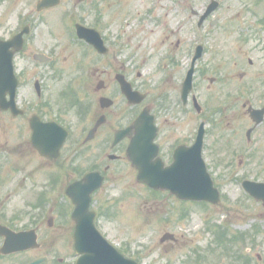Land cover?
<instances>
[{
  "label": "rangeland",
  "instance_id": "374dc122",
  "mask_svg": "<svg viewBox=\"0 0 264 264\" xmlns=\"http://www.w3.org/2000/svg\"><path fill=\"white\" fill-rule=\"evenodd\" d=\"M61 1L63 4L54 10L57 15L69 5V0ZM91 1L97 2V8L90 9L85 5L87 9L83 8V11L77 8L76 11L89 23L95 22V14L103 15L110 37L114 35L113 30L124 26L125 19L142 16L148 8L158 4V0H87V3ZM180 1L182 11L178 10L175 0H161L163 8H167V26L170 21L175 20L174 24L176 23L178 14L192 16V8L201 11L209 0ZM218 1L220 8L213 15L218 19L217 22L213 26L209 24V34L204 29L199 33L200 43L207 47L201 61V65L206 63L205 76L202 77L201 67L202 78L196 82L197 89L194 90L202 107L200 112L187 107L182 111L173 105L179 97L180 89V86L175 87L174 81H164L146 89L151 94V101L155 97L169 98L165 102V110L159 102H155L154 109L164 137L171 135V139H181L182 136H187L192 131L196 118L209 122L210 134L206 139V146L210 160H207V165L220 190V203L212 205L183 202L168 192L150 191L136 181L137 171L124 157V152L105 170L101 187L92 195V209L98 213V229L117 249L141 264H264V218L259 216L264 213L257 202L248 199L239 183L243 177L264 179V147H260L258 142V148L256 144L257 132L251 134V145H246L245 136V131L251 124L246 108L250 104H259L260 97H256V91L264 89L257 83L255 87L244 83L257 79L259 81L256 73L264 67L260 53L252 50L253 41L247 39L251 30L264 29V24L261 23L264 19V0ZM74 22V16L58 17L51 21V29L55 35L48 31V24L41 25L39 39L44 40L47 45L58 47L56 63L53 66H34L30 60H22L20 66L24 67V75L18 90L22 100L34 103L33 81H45V98L64 107H60L64 110L61 113L74 129L70 143L84 132L83 129L88 125L90 115L94 114L97 105L94 98L100 95L96 92L97 58L92 64L93 76L88 85L84 81H69L76 72L78 60H82L83 53L79 45H73L69 41L63 27L66 23L71 29ZM109 24L112 25L111 28L108 27ZM189 25L190 21L179 34L181 39L185 40L191 34ZM150 28L152 27L148 28L149 33L155 32ZM144 40L145 38L139 37L134 45L141 44L139 48L142 49ZM248 58L252 59L253 65L255 62V67L248 66ZM247 68L252 71L250 76L245 77ZM105 84L106 90L116 94L113 81H105ZM228 96H232V99L228 100ZM234 96H238L237 100ZM248 96L251 103L242 105ZM83 100L91 104L86 115L79 110L78 102ZM115 100L116 109L122 111L121 106L124 109L125 104L119 99ZM93 102L95 103L92 105ZM111 124L102 127L99 135H105L107 130L109 132ZM92 148L87 147L88 152L73 161L76 171L89 168L86 166L89 163L85 155L90 154ZM247 156L250 157L249 160H245ZM240 158L244 160L243 165ZM33 164L37 165L35 162ZM51 169L47 166L40 167V183L48 178L47 174ZM73 175L74 172L72 177ZM19 180L20 176H17L16 181L5 180L0 184V223L17 228L38 224L39 246L7 256L0 255V264H26L41 256L47 257L41 264H74L77 255L72 248L73 222L66 221L64 216V212L71 209L70 203L57 194L53 195L56 197L44 198L28 196V191L19 187ZM15 188L18 190L6 197V192ZM49 217H52L51 225L47 223ZM166 231L176 237V241L167 250L165 246L168 241L160 242L161 235ZM223 233L226 235L224 240L227 241L221 247L217 236ZM1 242L2 238L0 245ZM196 256L200 257L197 259ZM59 257L63 259L62 262H58Z\"/></svg>",
  "mask_w": 264,
  "mask_h": 264
},
{
  "label": "flooded vegetation",
  "instance_id": "af4514ba",
  "mask_svg": "<svg viewBox=\"0 0 264 264\" xmlns=\"http://www.w3.org/2000/svg\"><path fill=\"white\" fill-rule=\"evenodd\" d=\"M39 1L40 0H0V39L10 40L17 33L23 32L22 49L15 52L13 55L15 69L21 70L17 72L19 87L22 85L21 77L24 75L22 71L24 67L20 66L22 60L28 59L34 66H53L56 63L55 59L58 55V47L51 44L47 45L44 40L39 39L41 25L48 24V31L51 35H55L56 33L52 31L50 22L58 17L70 18L74 16L75 22L72 26L73 31L70 29H65V31L69 41L73 45H79L83 49V53L82 60H78V67H76V72L70 77V80L84 81V83L87 84L93 76L92 64L97 58L99 64L95 67L97 69L95 75L98 78L97 85L99 88H97L96 85V92L97 94L100 93V95L98 98H94L96 99L97 105L94 114L90 115L91 119L88 125L83 129L84 132L78 137L76 136L71 143L69 139L72 138L74 129L61 113H64V110L61 109L64 107L60 106V108L55 105V103L45 98V81L42 79L33 81V90L36 99L34 103H32L31 100H22L18 93L16 96V103L21 109V112L13 114L10 110L0 109V184L5 180L13 182L15 179L16 181L17 176H20L18 185L21 189L28 191V196L35 197L36 195V198H44L57 194L68 199L66 187L74 180L80 178L85 172L99 170L103 177H105V170L112 162L118 160L120 156H122V152H125V148L129 141V138H124L117 144L112 145L114 132L130 125L139 111L145 106H148L150 112L154 115L155 123L158 128L155 137V142L158 145V162L167 166L173 161L174 151L178 147L192 146L197 135L200 118L199 120L198 118L195 119L192 131L187 136H182L181 139H171V135H169L168 138L164 137L157 122L159 117L154 109L155 102H159L161 107H164L165 110L167 108L165 102H167L169 98L155 97L154 100L151 101V94L146 88L164 83V81L165 83L174 81L175 87H181L186 71L190 65L192 52L196 45L200 43V29L204 28L206 33L209 34L207 27L211 22L210 16L204 19L202 24L198 26L201 13L194 14L192 11L195 9H191L192 16L178 14L176 16H178L179 19H176V23L174 24L175 20L170 21L167 26V8L164 9L161 0H158V4L153 8H148L144 15L134 17L133 19H125L124 26H122L121 29L113 30L114 35L110 37L107 32V26L103 21V15L95 14V22L89 23L78 11H76L77 8L82 10L83 8L87 9V7L90 9L97 8V2L91 1L87 3V0H65L64 2H69L68 8H63L61 13L57 15L54 10L63 4L61 0H57L56 4L41 9L38 8ZM85 5L87 7H84ZM176 6L179 11H182L181 3H177ZM98 9H101V7H98ZM58 21H60V19H58ZM188 21H190L189 29L191 34L188 35V40L187 38L184 40L180 38L179 34L183 32V28ZM75 23L97 29L101 34L103 43L107 47V51L104 54L97 53L87 41L77 38L74 30ZM63 27H66L65 24ZM108 27L111 28L112 25L109 24ZM149 27H152L150 29L155 30V32L149 33ZM263 30L264 29L251 30L248 32L249 35L247 39L248 41H253L254 47L252 50H256L260 53V60L264 65ZM141 33L142 35H140ZM139 37L145 38L142 49L139 48L141 44L134 45V42ZM184 51L186 54H184ZM37 52L44 53L50 60L48 62L36 61L34 59V54ZM247 63L250 67H255L256 65L255 62L253 65L252 59L250 58H248ZM247 70L245 77L250 76L249 73L252 71V69L249 68H247ZM258 70L260 72L256 73V76L259 78V81L257 79V81H245L244 83L252 87H255L257 83L258 85H262L264 89V67ZM202 73V77L204 78V68ZM202 77L201 67L199 61H197L192 74L193 90L196 88V82ZM105 81H113L116 94H113L110 90H106L107 86ZM119 81H125L133 89L145 93L143 101L139 104L129 103L120 90ZM210 81H213V79ZM256 93V97H260V102L258 105L252 106L256 109H264V90L260 92L256 91ZM194 95L196 96L195 93H192L188 97L187 102L183 103L179 89V97L176 98V102L174 101L173 105L177 106L182 111L187 107L189 110H195L199 113L200 110H198L193 103ZM102 96L111 98L112 104L108 107H103L99 102ZM6 97L8 98V95ZM234 97L237 100L238 96ZM249 98L248 96L242 104H250ZM115 99H119V101L121 100L122 103L125 104L124 109L123 106H121L122 111L116 109ZM227 99L231 100L232 96H228ZM94 103L95 102H93L92 105ZM78 104L80 112L86 115L91 108V104L86 103L84 100L80 101V103L78 102ZM122 112L125 114L123 115ZM33 115L38 116L39 120L41 119L42 121H55L68 131V135L62 145L58 150L51 152L50 156L41 154L38 148L33 146L31 142L33 132L31 128V117ZM247 115L251 120V124L248 126L249 129L254 125V122L248 113ZM87 119L88 117L85 118V121ZM99 119L102 120V122L96 126ZM109 123H112L109 132L107 130L105 135H99L102 127L108 126ZM91 130H93L92 137L87 139L86 137ZM253 132H257V146L259 142L260 147H264V111L261 121L253 128L249 139L245 133L247 140L246 145H251L250 139ZM209 134V122L205 120V136L202 153L206 162L210 160L206 146V139ZM89 146L93 147L90 154L85 155L89 163L86 166H89V168L86 169L84 167V170L76 171V165L74 166L73 161L79 157H83V153L88 152L87 147ZM249 158L250 157L247 156L245 160H249ZM34 162L37 163L36 166H34ZM240 163L242 165L244 164L242 158H240ZM43 166L52 169L47 174V176L49 175L48 178L40 183V176H38V173L40 167ZM72 172H74L73 177ZM256 180L264 181V179L260 178ZM35 188H37V190H35ZM16 190H18V188L8 190L5 194L6 197L14 194ZM257 203L261 206V212L264 213V204L261 201H257ZM259 216L264 218L263 214H259Z\"/></svg>",
  "mask_w": 264,
  "mask_h": 264
},
{
  "label": "water",
  "instance_id": "95a60500",
  "mask_svg": "<svg viewBox=\"0 0 264 264\" xmlns=\"http://www.w3.org/2000/svg\"><path fill=\"white\" fill-rule=\"evenodd\" d=\"M3 51L4 49L0 46V57L4 56ZM7 60L4 57L0 59V104L3 102L1 96L4 92L7 91L13 97L16 88V81H14L10 66H7L9 62ZM189 89L190 86L186 87L183 93L186 95ZM122 90L130 96L129 86L122 83ZM12 102L13 99L10 103ZM251 116L254 119L256 118L257 121L260 120V112L251 111ZM46 128H50V125L39 124L37 128L38 136L45 139L48 138L47 136L52 138L53 134H48ZM132 128L134 129V136L131 138L126 153L137 169L136 178L139 182H145L155 189H169L180 198L207 200L213 203L219 201L218 191L213 187L200 156L203 135L202 125L199 130V141L193 149L195 155L193 164L188 165L178 160L165 168L161 167L157 162V158L153 159L157 152L156 146L152 143L155 126L153 116L147 113V109L142 111ZM127 133H130V129L117 132L115 141L123 138ZM44 142L49 141L46 139ZM50 148L40 146L42 153H47ZM85 180L86 182H76L70 185L66 191L75 204L72 215L75 219L74 249L78 254H81L75 264H137L134 260L125 258L107 243L93 226L94 212L89 211V193L100 185L101 178L96 174H89ZM243 186L255 198H258L256 187L248 185L247 181L243 182ZM0 234L5 236V241L0 248V252L3 254L38 246L34 230L15 233L6 227L0 226ZM166 238L173 237L171 234L166 233L161 240ZM40 261L41 259H37L31 264Z\"/></svg>",
  "mask_w": 264,
  "mask_h": 264
}]
</instances>
